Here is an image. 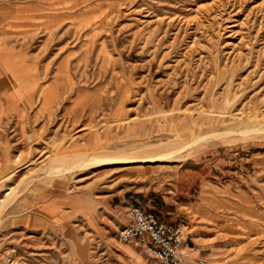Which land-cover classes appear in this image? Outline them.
<instances>
[{
    "label": "rangeland",
    "instance_id": "obj_1",
    "mask_svg": "<svg viewBox=\"0 0 264 264\" xmlns=\"http://www.w3.org/2000/svg\"><path fill=\"white\" fill-rule=\"evenodd\" d=\"M246 127L264 0H0V264H160L119 238L135 206L186 223L193 264H264V135L197 140Z\"/></svg>",
    "mask_w": 264,
    "mask_h": 264
},
{
    "label": "built area",
    "instance_id": "obj_2",
    "mask_svg": "<svg viewBox=\"0 0 264 264\" xmlns=\"http://www.w3.org/2000/svg\"><path fill=\"white\" fill-rule=\"evenodd\" d=\"M128 218L129 223L119 234L124 243L142 245L160 264H193L191 256L197 251L185 245L188 229L186 223H165L155 214L138 206L129 210ZM198 263L203 264L204 261Z\"/></svg>",
    "mask_w": 264,
    "mask_h": 264
},
{
    "label": "bare ground",
    "instance_id": "obj_3",
    "mask_svg": "<svg viewBox=\"0 0 264 264\" xmlns=\"http://www.w3.org/2000/svg\"><path fill=\"white\" fill-rule=\"evenodd\" d=\"M233 134H238L240 136L241 139L245 140V139H248V138H256V137H259V136H263L264 135V127H262L260 130L258 131H251V128L250 127H246L244 131H236L234 129H230L229 131L227 132H223V133H216V132H213L212 134L210 135H207V136H204V137H199L197 140L199 142H202V141H207V142H211L213 140H219V139H226V136H229V135H233ZM230 136V137H231ZM224 141V140H223ZM231 141V140H230ZM235 142V141H234ZM26 149V147H25ZM28 150V149H27ZM160 150V149H159ZM155 151H158V150H155ZM148 152V151H147ZM26 151L25 150H22L20 152V159L23 157L26 156ZM152 153V152H151ZM148 156L146 158H131V157H125V158H111V157H106V156H101L100 158L96 157L94 159H83V163L82 165L87 167V166H97L98 165H105V164H114V163H120V164H124V165H134V164H144L146 166H149L150 164H154V163H162L163 161H165V159L167 158V156H170L174 153H169V152H165V154H159V155H153V154H150V153H147ZM150 154V155H149ZM157 154V153H156ZM169 154V155H168ZM177 154V152H176ZM81 157V156H80ZM91 158V157H90ZM21 159V160H22ZM62 156L60 155V157H55L53 159V162H51L49 166L50 170L49 171H46L47 174H50V176H52V180L51 182L54 183V181H62L64 179L67 178L66 175H68L69 171L72 169V166L74 164H78L79 162H76L74 164H66V165H60V163L63 161L62 160ZM180 159V158H179ZM20 160V161H21ZM1 157H0V162H1ZM75 162V161H74ZM2 163V162H1ZM119 165V164H118ZM107 166V165H106ZM100 167V166H99ZM1 168V166H0ZM9 168V167H8ZM73 170V169H72ZM71 170V171H72ZM13 191V190H12ZM11 195V194H10ZM206 195V192L204 193V197ZM6 202H7V199L4 200V201H1V205H0V211H2L1 209H4L6 207Z\"/></svg>",
    "mask_w": 264,
    "mask_h": 264
},
{
    "label": "crops",
    "instance_id": "obj_4",
    "mask_svg": "<svg viewBox=\"0 0 264 264\" xmlns=\"http://www.w3.org/2000/svg\"><path fill=\"white\" fill-rule=\"evenodd\" d=\"M196 251H198V248H196Z\"/></svg>",
    "mask_w": 264,
    "mask_h": 264
}]
</instances>
